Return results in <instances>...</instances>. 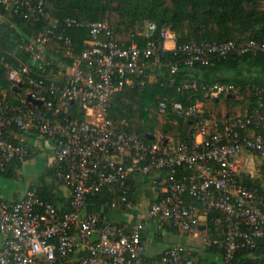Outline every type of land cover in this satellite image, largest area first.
I'll use <instances>...</instances> for the list:
<instances>
[{
    "label": "built area",
    "instance_id": "built-area-1",
    "mask_svg": "<svg viewBox=\"0 0 264 264\" xmlns=\"http://www.w3.org/2000/svg\"><path fill=\"white\" fill-rule=\"evenodd\" d=\"M0 2L28 21H44L36 36L23 38L28 62L19 59L15 65L0 59L14 86L27 78L37 88L20 105L0 97V169L13 161L25 163L38 152L29 142L11 139L9 129L14 126L54 141V157L61 165L58 178L71 190L66 211L31 189L21 198L0 200V264H198L181 241L167 247L158 259H146L144 233L152 220L159 219L181 237L198 236L206 232L201 230L207 225L201 218L207 220L214 210L223 215L214 223L225 236L226 262L235 258L240 247L257 245L264 237V195L241 180L237 159L247 153L264 155V113L234 114L223 120L205 116V103L198 101L185 111L201 116L192 141L164 134L146 141L128 120L111 118L109 107L117 91L157 77L161 66L175 74L182 65L208 64L230 52L264 51V41L178 45L174 31L164 28L157 35L156 23L148 22L144 43L120 42L107 21L61 20L44 8L43 0ZM70 27L88 30L81 53H76L72 37L61 29ZM54 41L63 44V56L52 53L49 59L48 45ZM49 66L55 69L47 71ZM198 86L197 80L188 78L181 85ZM207 87L214 98L235 89L233 84ZM29 94L42 104L28 101ZM76 101L85 114L82 121L63 114ZM157 110L166 114V102L160 101ZM173 110L184 113L179 102ZM148 178L150 190L137 196L131 181L146 183ZM109 185H118L122 192L126 220L86 211L89 199ZM203 239L210 242L207 235Z\"/></svg>",
    "mask_w": 264,
    "mask_h": 264
},
{
    "label": "trees",
    "instance_id": "trees-1",
    "mask_svg": "<svg viewBox=\"0 0 264 264\" xmlns=\"http://www.w3.org/2000/svg\"><path fill=\"white\" fill-rule=\"evenodd\" d=\"M30 1L38 3L40 0ZM43 3L48 12L61 20L76 17L89 21H107L116 33V40L120 42L139 40L144 43L146 38L143 33L148 22L156 23L157 35L164 28L174 31L178 45L191 41H264V0H43ZM43 25L44 21H28L0 2V59L4 57V61L15 65L19 59L28 62V53L22 47L23 38L28 40L36 36ZM61 29L72 37L76 53H81L88 39V30L78 27ZM48 48L49 59L52 53L63 56L64 46L60 42H51ZM57 50L59 52H56ZM169 56L175 58L173 53ZM54 69L55 66H49L47 71ZM34 70L35 73L38 71L36 67ZM187 78L197 80L199 86L182 88V81ZM215 84H233L235 89L214 98L210 95L207 85ZM14 87L7 78L4 62L0 61V97H6L11 103L20 105L29 91L37 89L27 78L26 82L17 86L21 92ZM160 101L166 102L168 106V112L164 115L159 114L157 110ZM198 101L224 105L225 111L218 115V118L223 120L234 114L244 116L264 113V51L230 52L212 58L208 64L196 62L191 66L182 65L175 74H170L167 67L161 66L158 68L157 77L146 79L144 84L137 83L117 91L111 100L109 116L128 120L132 130L146 141H152V135L156 137L160 134L170 135L176 140L192 141L201 116L187 114L185 111L194 107ZM175 102L182 104L184 113L173 110ZM80 108V102L70 103L63 109V114L67 113L71 119L82 121L85 114ZM211 115V111L206 110L205 116ZM11 130L18 131V128L13 126L9 129ZM11 139L20 142L13 136ZM256 155L262 159L260 174L242 173L241 180L264 195V155ZM22 165L21 162L13 161L6 169H0V173L9 178L19 177L17 170ZM60 170L59 162L46 168L32 182L29 189L34 190L40 199L56 205L60 211H66L69 209V201L60 205L61 198L58 194L59 185L63 184L58 178ZM131 185L136 189V182L131 181ZM130 196L134 197L132 193ZM121 198L122 192L118 185L104 186L100 193L89 199L86 211H99L113 220L116 212L123 209ZM114 201L117 202L116 207L112 206ZM190 201L196 202L195 199ZM222 216V213L216 210L207 214V225L203 231H206L210 242L207 243L203 255L191 252V257L198 256L199 260L204 257L206 260L209 253L223 257L225 236L214 223V219ZM170 229L176 231L172 227ZM226 263L264 264V237L258 239L254 248L240 247L235 258Z\"/></svg>",
    "mask_w": 264,
    "mask_h": 264
},
{
    "label": "crops",
    "instance_id": "crops-1",
    "mask_svg": "<svg viewBox=\"0 0 264 264\" xmlns=\"http://www.w3.org/2000/svg\"><path fill=\"white\" fill-rule=\"evenodd\" d=\"M6 92H7V90L4 91V93H6ZM9 133H10V136H13L14 138L18 139L20 142H29L30 144L34 145L38 150L36 156H38V155L41 156V154H43V152H47L46 156H44L45 157V164H46L44 170L48 167H52L53 165L57 164V161L54 157V141L52 139H45V138L40 137L39 135H31L30 136L26 132H22L20 130H18V131L17 130L16 131L11 130V131H9ZM36 156L30 160H27L25 163H23V165H28L31 162L32 163H38L39 160H35ZM237 161L239 163V166H240L242 173L247 172V173H250L253 175H259L260 174L259 173V167L262 164V159L259 158L257 155L251 156L250 154L247 153V154L240 156L237 159ZM20 169L21 168H19L17 170V174L21 175ZM35 180H33V182ZM145 181H146V183L141 182V183L137 184V187H136V195L137 196L143 194V191L147 192V190L148 191L150 190L149 178L146 179ZM29 186L30 185L27 184L26 187L23 188V190H20V189L15 190L14 193L17 197H15L14 199H18V198H21L22 196H24L25 193L29 190ZM58 192H59L58 193L59 197L61 198V204L60 205H63L64 203H68L70 196H71L70 188L68 186H66L65 184H60L59 188H58ZM0 199L3 200L6 198L3 197V195L0 193ZM116 213L119 216H121V220H126L127 217H129V216H126L125 214H123V213H125L124 211H120V212H116ZM201 219H202V221H206V218L204 216ZM204 228H201V230H203ZM173 232L176 233V231L170 229V226L166 222L159 220V219L152 220L149 224L148 229L144 233V240H145L146 246H147L146 259L151 260V261L156 260L160 257L161 253L167 247H169L172 244L178 243V242H170L169 245L162 246V244L165 243V241H166L167 235H169L170 233H173ZM203 233L205 234V232H202L201 234H203ZM191 235L192 234H190L189 236L182 237V238H186L185 242H183L182 240H180V241L183 242L184 244H186L190 248L192 253H195L194 248L191 246H192V242H194V240H192V238H196L197 233H195L193 236H191Z\"/></svg>",
    "mask_w": 264,
    "mask_h": 264
},
{
    "label": "rangeland",
    "instance_id": "rangeland-1",
    "mask_svg": "<svg viewBox=\"0 0 264 264\" xmlns=\"http://www.w3.org/2000/svg\"><path fill=\"white\" fill-rule=\"evenodd\" d=\"M145 24L146 23H144L143 26H145ZM145 29H146V26L144 30ZM27 91L28 90H26V92ZM204 109L210 110L213 116L220 115L225 111L224 105L222 104L216 105L211 102L204 104ZM46 154L47 152H43L41 156L40 155L36 156L35 160H39L38 163L31 162L28 165H23L20 169L21 175L19 177L9 178L0 173V193L3 195V197H5L6 199H14L15 197H17L14 193L15 190L17 189L23 190V188H25L27 184L31 185L33 180L37 179L39 174L44 170L46 166L45 157H44L46 156ZM153 195L156 196V193H153ZM116 214L113 216L112 219L115 221H121V216H119L118 214L116 215ZM193 235L194 234H192L191 236ZM205 235L206 234L203 233V234H199L196 238H192L194 242H192L191 247H193L195 252L198 253L200 256L203 255L205 248L208 246L207 243H205L203 239ZM180 240L185 242L186 238H182L178 234L173 232L167 235L166 241L165 243L162 244V246L169 245L170 242H179ZM206 258L207 259L204 260V257H202V260H199L198 256L195 257L198 264H227L224 258L220 255L209 253V255H206Z\"/></svg>",
    "mask_w": 264,
    "mask_h": 264
},
{
    "label": "water",
    "instance_id": "water-1",
    "mask_svg": "<svg viewBox=\"0 0 264 264\" xmlns=\"http://www.w3.org/2000/svg\"><path fill=\"white\" fill-rule=\"evenodd\" d=\"M14 89L17 90L18 92H21V89L18 88L17 86H15ZM27 100H28V101H33L35 104H37V105H39V106L42 104V101H41V100H39V99H34L33 96H32L31 94H29V95L27 96ZM151 138L153 139L154 136L152 135ZM204 227H205L204 225L201 226V228H204Z\"/></svg>",
    "mask_w": 264,
    "mask_h": 264
}]
</instances>
